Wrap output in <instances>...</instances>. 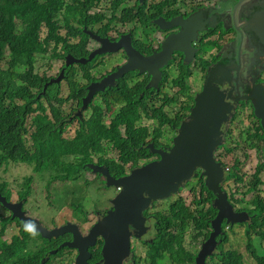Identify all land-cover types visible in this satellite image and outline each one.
Instances as JSON below:
<instances>
[{
    "label": "trees",
    "instance_id": "1",
    "mask_svg": "<svg viewBox=\"0 0 264 264\" xmlns=\"http://www.w3.org/2000/svg\"><path fill=\"white\" fill-rule=\"evenodd\" d=\"M103 1L0 0V168L9 164H25L33 166L35 173L50 170L51 185L58 180L77 181L84 171H92L87 164L98 162L108 166L110 175L118 179L139 166L142 161L155 157L147 145L154 142L157 148H162L163 134L159 130L169 126L177 131L191 111L195 104L193 95L189 102L182 104L181 112L172 118L166 113V107L176 104V96L162 95L160 91L158 95L162 96V104L149 111L147 100L151 94L157 93L155 90L149 93L138 85L133 89L119 86L101 94V104H97L95 100L87 110L90 117L83 115L82 119L78 118V128L74 135L65 137V127L72 123L68 120L81 109L87 90L77 81L76 64L67 66L66 61H63L61 69L64 67L66 70L68 98L62 97L60 86L56 84L50 85L46 92L47 84L56 78L37 72V59L39 56L62 60L67 55L75 59L82 56L81 49L84 48L85 41L90 40L83 28L91 29L92 24L106 18L103 13L90 14ZM63 30L66 31L64 35ZM77 36L79 41L75 43L73 39ZM79 67L85 71L87 65L81 64ZM191 75L192 72L184 66L181 68V75L173 81V88L178 89L179 95L188 96V80ZM84 77H87L86 73ZM166 78L167 75L164 82L167 81ZM142 94H145L144 97ZM70 102L76 105V110L65 116L62 108ZM117 106L120 108L115 111ZM112 114L113 118L107 121V116ZM31 117H35L33 125L29 124ZM144 119L157 122V127L151 131L149 126L141 124ZM256 124L247 131L245 140L249 142V146L260 151L264 149L260 147V143L264 144V128L259 121ZM27 137L31 144L26 141ZM107 144L112 145L118 153L117 159L106 157ZM221 149L233 151L227 145L218 150ZM95 156H98V160H95ZM218 161L229 168L227 163ZM199 176L200 173L195 178L198 194L194 195L190 205H186L181 197L173 201L170 197L164 200L168 203L163 211L156 213V237L152 243H145L148 247L147 264H196V253L185 247L186 233L192 228L196 232L195 240H208L213 232L212 222L218 215V210L213 205L216 196L207 189L205 181L199 179ZM96 177L102 179L103 176L96 173ZM34 180L35 177H28L18 187L19 199L24 200V208L33 195ZM102 180L106 181L105 178ZM226 182L245 186V191L241 192L243 195L254 194L250 202L252 208H241L240 204L245 199L235 197V192L239 190L229 193L236 211H246L251 217L249 222L241 224L245 226L249 238L247 251L256 264H264V245L259 243L264 242V196L259 192V187L264 186V160L259 161L248 184L241 175L239 162L236 160L232 169L227 172ZM13 186L8 180H0V194L12 200ZM195 206L201 209H195ZM72 208L71 217L74 221L80 223L89 220L81 203ZM77 209L83 211V216L78 219L73 217L74 210ZM10 214L0 217V264H41L47 257L50 260L46 264H52L70 249L66 247V250L63 248L51 254L64 241V237L50 241L42 239L41 234L28 230L21 220L14 219L12 212ZM12 225L19 228V234L14 235L10 241L3 240L7 229ZM233 226L224 223V234L218 238V241H222L220 248L218 246L219 249L216 250L218 259L213 258L208 264H244L239 252L225 249L229 243L228 232ZM34 234L44 243L35 241L32 237ZM252 234L257 237L258 249L253 244Z\"/></svg>",
    "mask_w": 264,
    "mask_h": 264
},
{
    "label": "flooded vegetation",
    "instance_id": "2",
    "mask_svg": "<svg viewBox=\"0 0 264 264\" xmlns=\"http://www.w3.org/2000/svg\"><path fill=\"white\" fill-rule=\"evenodd\" d=\"M104 5L106 11L101 12V9L99 13L106 14V18L92 24L91 29L83 28V32L90 37V40L85 41L84 48L81 49L82 56L78 59L89 58L94 50L96 51L102 47L101 43L93 38L101 42L104 41V45L101 49V55L92 63L86 64L85 71L79 67L81 64L75 65L77 66V81L82 86L89 89L92 83L101 82L108 76L113 75L121 66L130 63L135 67V65H139V60L146 58L153 57L157 60L155 64H162L159 55L163 50L165 41L168 39L184 41L187 32L199 28L203 32H199L195 40L190 42L191 47L194 49L191 62L187 63L185 61L182 52L177 50L171 52L167 64L158 69L161 73V80L156 91H161L162 95H168L165 90L168 88L169 83L173 84V81L178 79L181 75V68H184V66L188 67V70L193 74L199 75L201 91L208 82L209 76L214 73L211 82L218 86L225 103L228 102L221 116L227 118L223 126V129H225L224 141H227L229 136L234 133L236 124L242 117L244 120L243 125L245 122H252L251 125L254 127V123H258L259 120L253 116L255 101L253 95L256 89L264 88V0H104L103 4L96 9L103 8ZM90 14L95 15L97 13H93L92 10ZM86 30L92 32L89 34L86 33ZM73 40L77 43L79 41L78 36ZM122 40L124 43L127 42L128 45H131L134 55L138 53L135 63L132 62L133 57L131 58L129 53L122 49L123 52L106 54L105 49L108 45H118ZM91 42L97 43L98 48H90ZM113 59H115V62H113ZM141 67H150V65L141 64ZM63 71L66 78L64 67L60 72ZM85 72L89 73V77H84ZM173 72L176 73L173 74ZM166 75L167 81L164 82ZM151 80L152 77L149 76L148 70L141 72V69H135L122 79H118L114 88H117V86L134 88L138 85L139 88H143L150 93L152 90L148 88ZM196 94L193 96L194 100L197 97ZM152 95L155 94H151V97ZM98 99H100V94L96 97V101ZM246 113L248 117L245 116ZM76 114H73L68 120L72 122L70 124L78 122L79 119ZM170 147L172 145H164L162 148L169 149ZM153 158H155L154 160L159 159L158 156ZM152 159L147 162L154 161ZM198 173L201 176V171H198ZM200 176L199 179H201ZM187 187L189 186L186 184L181 191ZM194 190V192L197 191ZM172 198L174 197H171L172 201L177 200ZM160 202H155L149 209L144 211L143 216L149 222L146 226L147 233L140 239L132 237L131 254L124 260L123 264H142V259L136 254L138 246H146L145 243H152L156 237L154 226L156 213L162 212L164 208V206H159ZM110 210H112L111 199L110 207L104 213H97V222L100 220V215L105 216ZM26 213L31 216L28 210H26ZM67 223L77 225L84 236L89 234L96 225L94 223L91 226H83L82 229L78 224L67 221L64 224L55 225L53 229ZM151 234H153V237H151L153 239H147ZM61 237L65 238L64 241L59 243L52 251H59L63 249L61 248L63 243L72 241V235L70 234ZM207 241L202 240V245L196 252V258H198L203 245ZM103 245L104 240L100 238L98 244L90 249L92 257L89 264H100L102 262ZM70 251L75 252L76 259L78 251L75 249ZM217 253L218 251L208 259V262L216 258ZM44 260L46 264L49 262L50 257L43 259L41 264H44ZM144 260L147 264V254Z\"/></svg>",
    "mask_w": 264,
    "mask_h": 264
},
{
    "label": "water",
    "instance_id": "3",
    "mask_svg": "<svg viewBox=\"0 0 264 264\" xmlns=\"http://www.w3.org/2000/svg\"><path fill=\"white\" fill-rule=\"evenodd\" d=\"M199 32L203 31L197 28L187 32L184 41L170 39L165 41L163 50L159 55L162 64H155L157 60L150 57L141 61L139 65H135L137 69H141V72L149 71L152 80L148 89L158 90V83L161 80V73L158 69L167 64L171 52L180 51L185 56V61L187 63L191 62L194 49L191 47L190 42L195 40ZM111 46L113 48L109 50L119 51L124 47L131 58L134 55L133 49L131 47L129 49L124 41ZM95 56L94 53L89 60L79 61L68 56L66 65L70 66L75 62L84 64L87 61H92ZM141 64L150 65V67L142 68ZM122 76L119 72L100 83L92 84L89 88V95L83 100V106L76 117L82 119L83 113L90 108L96 96L105 93L109 86H113L115 80ZM213 76L214 73L209 76L203 90L197 95L189 115L177 129L172 147L169 149L156 148L154 143L147 146L150 152L158 156L159 159L136 166L127 175L118 179L110 175L108 166L89 164L94 173H100L106 178L108 187L119 189L111 200L112 210L105 216H99L100 220L94 225L89 234L82 235L79 227L71 223L55 229H47L43 227L39 220H34L24 212L23 202L19 204L9 202L2 194H0V204L6 206V209L13 213L14 219L21 220L28 230L41 234L45 240L57 239L65 234L72 235V241L63 243L61 248L67 247L78 251L75 264H89L92 257L90 249L98 244L100 238L104 240L102 262L100 264H123L124 260L131 254L132 237L140 239L147 233L146 226L149 222L143 216L144 211L149 209L155 202L179 194L187 183L198 176V171H201L200 178L204 179L207 189L216 196L213 205L218 210V215L212 222L213 232L211 237L203 245L196 263L208 264V259L214 255L222 242L218 241V238L224 234V223L236 225L251 220L246 211L238 212L235 210L231 204L229 193L224 189L229 169L218 161L216 154L218 149L226 144L223 126L227 118L221 116L228 102L225 103L218 86L211 82ZM63 78V73H61L58 79L51 81L50 84H59ZM253 98L255 99L253 104L254 115L264 128V88L256 89ZM56 252L52 251L51 254Z\"/></svg>",
    "mask_w": 264,
    "mask_h": 264
},
{
    "label": "rangeland",
    "instance_id": "4",
    "mask_svg": "<svg viewBox=\"0 0 264 264\" xmlns=\"http://www.w3.org/2000/svg\"><path fill=\"white\" fill-rule=\"evenodd\" d=\"M67 2L69 0H66ZM106 6L104 5L103 8H99L98 10H93V13H99L105 12ZM120 28V26H118ZM66 31L63 30V34ZM98 44L95 42L90 43V48H98ZM113 47L111 45H108L106 48L107 52L106 54L117 52L116 50H109ZM95 51V50H94ZM97 51V50H96ZM111 51V52H108ZM67 57H65V60L62 59H56L51 58V56L43 57L39 56V59H37V72H39L41 75H47L49 78H56L57 75L60 72L61 66L63 61L67 60ZM115 58V57H113ZM83 60V59H81ZM89 62V61H87ZM113 62H115V59H113ZM109 63V61H107ZM129 64V66H127ZM119 68V70L116 73H121L123 76L121 79L128 74L129 72L137 69L132 64L128 63ZM114 73V74H116ZM176 72H173V74ZM193 74V73H192ZM189 84V90H188V96L179 95L177 88H172L173 84L169 83L168 88L165 90V92L168 94L169 97L176 96L178 100L176 101V104H170L166 107V113L173 118L174 115H177V113L181 112L182 104H185L189 102L190 96H194L196 93H199L201 91V83L199 79L198 74H193V76L188 81ZM61 95L63 98L67 99L69 96L68 92V85L67 82L64 81L61 84ZM197 95V94H196ZM162 97V96H161ZM160 96L152 95V97L147 102L151 111L152 109H155L159 107L162 104ZM97 104H101V100H97ZM120 106H117L115 108V111H118ZM73 110H76V105H72V102L69 104H66L62 108V112L65 116H68L71 114ZM187 114V112H185ZM91 114L89 112H86L84 116L86 118H89ZM245 116L248 117L247 113ZM251 117V116H250ZM113 118L112 115L107 116V121H110ZM249 119V118H248ZM35 122V117L30 118V125H33ZM244 120L243 117L239 120V122L236 124V129L231 136L225 141L227 143V146L229 148H233L232 152H227L226 149H221L217 151V158L219 160H222L223 162L227 163L230 168L232 169L233 165L235 164V161L238 160L239 162V168L241 170V175L244 176L246 184H248L252 180V176L254 175V172L256 170L257 165L259 164V161L264 160V149L260 151H257V148H253L249 146V142H247L246 139V133L250 128L252 127L251 123L245 122L243 125ZM68 123L65 127V137H72L75 133V130L78 128V122H75L74 124ZM141 124L143 126H149L151 131L157 127L158 123L149 119H144ZM163 134V138L161 139L162 143L164 145H172L174 136H176L177 131L173 130L171 127L166 126L163 127L162 130H159ZM26 141H28L31 144L30 138L27 137ZM154 143V142H151ZM150 144V143H149ZM148 144V145H149ZM155 144V143H154ZM257 144V143H256ZM147 145V146H148ZM226 145V144H224ZM163 146V145H162ZM260 147L263 148L264 144L260 143ZM106 157L109 158H115L117 159L118 153L112 148V145L107 144V153ZM222 157V158H220ZM153 158L152 160H154ZM95 160H98V156H95ZM146 161H142L140 163V166L145 164ZM91 164V163H89ZM87 164V166H89ZM94 164H99L98 162H94ZM33 166L25 165V164H9L8 166L0 168V180H8L13 184L14 186V194H13V201L19 200V193H18V187L19 185L24 181V179L28 177H35L34 184H33V195L30 199V201L26 204V210L29 211L30 215L33 218L39 219L43 226L47 229H53L55 225H61L65 222H73L75 224H78L83 229L84 227L91 226V224H94L97 222V213L101 212L104 213L109 207H110V199L112 200L113 197L116 195L117 190L113 187H108L107 182L102 180L104 179L102 177H96V173L94 171H84L83 176L77 180V181H70V182H63V181H54L51 185H49V181L51 179V171L46 170L41 173H35L32 169ZM189 187L182 190L179 194L176 196H173L172 199H178L183 198L185 200L186 205H190L192 203V200L194 198V195L198 194V192H194L195 187L197 185V180L193 179ZM225 189L228 191V193H233L236 191V189L239 190V192L236 193V198H243L244 202L240 204L241 208H252L250 205L251 200L254 197V194H247L243 195L241 192L245 191L246 187L243 185H235L233 182L225 183L224 184ZM193 188V189H192ZM259 192H261V195L264 196V186L259 187ZM171 199V198H170ZM167 200V199H166ZM171 201V200H169ZM81 203L84 206V210L86 211L87 222H77L74 221L71 217L73 212V206L78 205ZM168 201H161L159 203V206H165ZM6 206L0 205V217L2 216H9L11 215L9 210L5 208ZM195 209H201L197 206L194 207ZM161 209V208H157ZM100 210V211H99ZM157 211V210H155ZM83 216V211L81 209L74 210L73 217L78 219ZM18 219V218H17ZM84 226V227H83ZM196 232L194 230L189 229L186 233V239H185V247L188 251L196 253L198 251V248L202 245V239L195 240L194 234ZM19 234V228H16V225H12L7 229V233L3 240L10 241L14 235ZM229 243L225 246V249H234L235 251L239 252L243 256V262L244 264H256L255 259L253 256H251L250 253L247 251V243H248V235L246 234V228L245 226H242L241 224H236L232 227V229L229 230ZM35 241L42 242L43 240L38 236L35 235L32 236ZM153 237V234L150 235L147 239H150ZM256 236L252 234L253 244L258 249V242L256 240ZM153 239V238H151ZM44 242H42L43 244ZM259 243L264 245V242ZM148 247L144 245L138 246V252L136 253L142 260L141 263L145 264V258H146V252ZM218 259V257L216 258ZM52 264H75V252L68 251L64 252V255L61 257H58L54 260ZM163 264V263H162ZM214 264V263H209Z\"/></svg>",
    "mask_w": 264,
    "mask_h": 264
},
{
    "label": "clouds",
    "instance_id": "5",
    "mask_svg": "<svg viewBox=\"0 0 264 264\" xmlns=\"http://www.w3.org/2000/svg\"><path fill=\"white\" fill-rule=\"evenodd\" d=\"M82 1H84V0H82ZM90 32H92V31H87V30H86V33H89V34H90ZM93 33H94V32H93ZM64 34H65V33H64ZM64 34H63V35H64ZM94 34H95V33H94ZM92 38H93V37H92ZM93 39L96 40V41H98L99 43H101V45H102V47H103V45H104L103 42H101V41H99L98 39H95V38H93ZM122 42H123V40H122ZM125 44L128 45L127 42H126ZM128 46H129V49H130L131 45H128ZM102 47L99 48V49H97V51H94V52L90 55V57H91L94 53L96 54L95 58H94L92 61L86 62V63H84V64L79 63V62H75V63H73V64H82V65L84 66V65H86V64L92 63V62H93L98 56L101 55V52H99V51L102 49ZM121 49L126 51V49H125L124 47H122ZM121 49H120L119 51H117V52H113V53H118V52L121 51ZM121 52H123V51H121ZM109 54H110V53H109ZM120 54H121V53H120ZM137 54H138V53H137ZM137 54H136V55H133L132 62H134V63H135V59H137ZM67 56H70V55H67ZM71 57H72V56H71ZM90 57H89V58H81V59H83V60H89ZM72 58H74V57H72ZM74 59H75V58H74ZM81 59H75V60L79 61V60H81ZM141 61H143V60H139L138 63H140ZM71 65H72V64H71ZM60 71H61V70H60ZM83 71H84V70H83ZM61 73H64V71H63V72H59V74L57 75L56 79H58V77L60 76ZM85 73L87 74V77H89V73H87V72H85ZM85 73H84V74H85ZM63 76H64V74H63ZM110 76H111V75H110ZM87 77H86V78H87ZM108 77H109V76H108ZM108 77H107V78H108ZM191 77H192V75H191ZM191 77H190V78H191ZM107 78H105V79H107ZM190 78H189V79H190ZM105 79H104V80H105ZM119 79H120V78H119ZM117 80H118V79L115 80L113 86H109V88L106 90V92H107L108 90H112V89H117V88H119V86H117V88H114L115 83H116ZM64 81H65V76H64V78L61 80V82L59 83L60 85H59V84H56V83L50 84L51 82H49L47 85H48V88H49L50 85H54V84H56V85H59V86H60V89H61V84H62ZM102 81H103V80H102ZM102 81H101V82H102ZM188 81H189V80H188ZM66 82H67V81H66ZM95 83H100V82H95ZM92 84H94V83H92ZM92 84H91V85H92ZM91 85H90V86H91ZM90 86H89V88H90ZM48 88H47V86H46V92H47ZM134 88H135V86H134ZM127 89H133V88H127ZM86 90H87V94H86V97H87V95H89V89H86ZM151 90H153V89H151ZM145 91H147V90H145ZM155 91H156V90H155ZM46 92H45V93H46ZM68 92H69V90H68ZM106 92H105V93H106ZM156 92L159 93L160 91H156ZM105 93H100V95H101V94H105ZM98 95H99V94H98ZM98 95H97V96H98ZM144 95H145V94H142V97H144ZM155 95H156V94H155ZM97 96H96V97H97ZM157 96H159V95H157ZM86 97H85V98H86ZM150 98H151V96L148 98V100H149ZM95 100H96V98L93 100V102H94ZM148 100H147V102H148ZM93 102H92V104H93ZM92 104H91V105H92ZM91 105H90V106H91ZM82 106H83V103H82ZM81 108H82V107H81ZM80 110H81V109H78V112H79ZM87 110H89V109H87ZM78 112H77V114H78ZM86 112H87V111H86ZM86 112H84L83 115H84ZM189 113H190V112H189ZM189 113H188V115H189ZM77 114H76V115H77ZM188 115H187V116H188ZM78 118H79V117H78ZM79 119H81V118H79ZM155 147H156V146H155ZM217 159H218V158H217ZM149 162H150V161H149ZM145 163H148V162L146 161ZM100 165H101V164H100ZM130 170H131V169H130ZM130 170H129L127 173H129ZM127 173H126V175H127ZM99 175H100V173H99ZM100 176H102V175H100ZM103 177H104V176H103ZM104 178H105V177H104ZM105 180H106V178H105ZM191 181H192V180H191ZM191 181H190V182H191ZM66 182H70V181H66ZM187 184H188V183H187ZM116 190H117V189H116ZM117 191H119V189H118ZM3 196H4V195H3ZM4 197H6V196H4ZM6 198H7V197H6ZM7 199H8V198H7ZM8 201H9V202H15V203H18V204L22 202V201H20V199H19L18 201H13V199H12V200H9V199H8ZM0 205L3 206V204H0ZM23 210H24V212H26V207L23 208ZM235 210H236V209H235ZM28 216H29V215H28ZM29 217H32V216H29ZM32 218H33V217H32ZM16 219H17V218H16ZM36 220H37V219H36ZM39 221H40V220H39ZM40 222H41V221H40ZM41 224H42V222H41ZM42 225H43V224H42ZM43 227H44V226H43ZM42 239H43V238H42Z\"/></svg>",
    "mask_w": 264,
    "mask_h": 264
}]
</instances>
